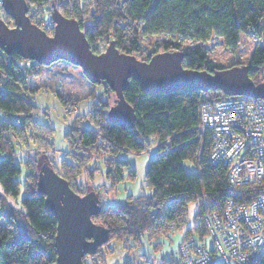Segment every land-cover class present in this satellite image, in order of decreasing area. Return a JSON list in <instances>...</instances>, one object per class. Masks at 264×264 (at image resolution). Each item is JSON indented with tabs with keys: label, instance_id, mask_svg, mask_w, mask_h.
<instances>
[{
	"label": "trees",
	"instance_id": "trees-1",
	"mask_svg": "<svg viewBox=\"0 0 264 264\" xmlns=\"http://www.w3.org/2000/svg\"><path fill=\"white\" fill-rule=\"evenodd\" d=\"M26 1L38 7L48 2ZM58 1L56 5L53 0L52 8H58L63 16L78 22L95 53L113 42L120 52L139 58L136 53L140 35L167 33L194 44L182 49L178 41L162 40L160 49L139 59H148L160 51H179L183 54V66L214 71L227 66L208 57L204 44L210 36H220L223 45L234 51L240 35L247 34L254 41L248 74L254 79L264 69V0ZM2 19L10 26L13 24L6 14ZM101 38L107 41L102 44ZM43 65L9 54L0 47V264H52L56 255L53 245L56 220L46 210L44 195L38 191L40 165L31 155L20 153L18 143L28 146L30 139L38 144L40 151L49 152L54 148L52 140H44L34 133L44 126L52 137L55 129L47 121L34 117L36 107L28 91L23 92L27 81L39 75ZM99 83L103 84L105 98L87 114H76L67 122L63 136L68 150L59 169L43 162L64 177L74 191L83 194L88 191L86 185L79 184L75 178L86 171L91 184L93 171L98 168H87L92 160L103 163L104 176L113 186L124 173L130 177L135 175L134 168L122 157L124 152L138 154L155 148L157 154L148 161L145 170L150 194L128 195L123 202L108 204L92 189L98 195L100 209L91 219L106 229L107 240L85 254L83 264H105V253L113 251L111 242L115 240L132 250L144 238L154 252H159L160 240L166 244L171 234L179 231L176 251L180 240L189 237L210 249L212 246L205 243L209 237L205 216L221 215L226 200L237 204L251 202L262 191L263 184L234 186L227 179L226 168L210 161L211 139L209 131L199 127V106L204 100L233 97L251 101L254 98L226 95L218 89L145 92L131 79L123 90V97L134 108L135 122L132 126H122L108 119L107 111L115 95L105 82ZM87 120L92 123L91 128L82 125ZM184 159L196 164L197 170L184 169ZM20 173L21 179H17ZM192 201H198V210L194 222L185 226L187 205ZM140 257L145 264H151L141 252ZM177 257L161 256L159 264H180ZM123 264H134V261L126 259ZM212 264L226 263L217 260ZM249 264H264V254Z\"/></svg>",
	"mask_w": 264,
	"mask_h": 264
},
{
	"label": "water",
	"instance_id": "water-1",
	"mask_svg": "<svg viewBox=\"0 0 264 264\" xmlns=\"http://www.w3.org/2000/svg\"><path fill=\"white\" fill-rule=\"evenodd\" d=\"M13 24L0 18V47L9 54L41 64L66 60L78 66L91 83L105 82L114 92V103L107 111L108 119L122 126L135 122L134 108L124 99L123 90L131 79L145 92L221 90L226 95L264 99V76L254 81L248 74L249 64L230 65L208 71L183 66L179 51H160L148 59L120 52L110 42L95 53L74 18L63 16L52 8L51 33L32 23L26 0H1ZM38 191L44 195L45 208L56 220L52 264H83V256L107 240L106 229L92 221L100 205L98 195L89 190L74 191L67 180L46 162L37 172Z\"/></svg>",
	"mask_w": 264,
	"mask_h": 264
},
{
	"label": "rangeland",
	"instance_id": "rangeland-1",
	"mask_svg": "<svg viewBox=\"0 0 264 264\" xmlns=\"http://www.w3.org/2000/svg\"><path fill=\"white\" fill-rule=\"evenodd\" d=\"M54 1L56 5L59 2L58 0ZM52 2L53 0H48V2L41 6L39 5L38 8H47L51 12ZM136 28L139 29V26H136ZM101 39L102 44L107 41V38ZM162 40L178 41L182 49L188 48L194 44L193 41L178 38L173 34L162 33L152 36L140 35L136 55L139 56V58H145L154 50L160 49L158 45ZM204 45L207 48V55L212 61L229 66L236 62L248 64L254 41L249 35L241 34L238 47L236 50L230 51L223 45L220 36L212 34ZM263 70V68L259 70L253 79L254 81L261 80L264 73ZM26 87V89H23V92L25 90L28 91L31 103L36 107L37 112L34 117L39 121H47L55 129L52 137L48 136V129L44 126L36 129L34 133L40 138L44 137V140H52L54 148L49 152L40 151L38 144L35 142L33 143L29 139L28 146H25L21 141L18 142L21 147L20 153L31 155L32 158L34 157L38 161L39 165H41L43 161H47L50 165H54V167L59 169L60 161L65 157V152L68 150V143L63 136V133L66 131L67 122L74 118L76 114H87L100 103V99L105 98L103 84L91 83L86 79L78 66L66 60L59 59L52 63L44 64L41 73L30 78L27 81ZM40 107L46 109V113L39 111ZM65 111H67L66 116ZM82 125L89 128L93 126L89 120L84 121ZM155 154H157L155 148L138 154L128 151L124 152L122 157L129 162L130 167L134 168L135 175L130 177L127 173H124L122 179L115 182L113 186H110V183L106 180L104 176L105 169L100 160H92L87 166L88 169L94 166L98 167L93 171L91 184L89 183L90 180L86 178V171H82L75 179L79 184L86 185V190H97L103 203L113 204L123 202L128 195L132 197L141 194L148 195L151 193V190L145 182V170L148 161ZM182 166L187 171L197 170V165L188 159L182 160ZM21 176L22 173L16 176V178L21 179ZM197 210L198 201H192L187 205L185 226H189L194 222V216ZM183 229L184 227L181 230ZM175 233L176 232H173L171 236H175ZM160 241L162 246L160 245L158 248L157 251L160 250L159 252H154L151 245L148 244L144 238L141 239L140 245L136 250L138 253H143L147 258H151L149 259L151 264H159L161 256H172L173 258L178 256L174 240L172 242V248L174 250L169 248L168 242L165 241V243H167L165 245L163 239ZM111 243L114 249L112 252L105 253V264H123L126 259H131L135 248L128 250L123 246L122 242L116 240ZM205 243L209 247L212 246V239L210 236L206 237Z\"/></svg>",
	"mask_w": 264,
	"mask_h": 264
},
{
	"label": "built area",
	"instance_id": "built-area-1",
	"mask_svg": "<svg viewBox=\"0 0 264 264\" xmlns=\"http://www.w3.org/2000/svg\"><path fill=\"white\" fill-rule=\"evenodd\" d=\"M50 14L47 8L27 3L30 21L49 33L54 28ZM4 16L0 0V18ZM45 110L39 108L43 113ZM198 118L199 127L210 134L209 159L226 168L228 181L234 186L262 183L263 187L249 203L226 200L221 215L207 214L204 220L212 247L207 248L194 237L180 240L176 251L180 264H212L217 260L249 264L264 254V99L204 100ZM131 258L134 264H145L136 249Z\"/></svg>",
	"mask_w": 264,
	"mask_h": 264
},
{
	"label": "crops",
	"instance_id": "crops-1",
	"mask_svg": "<svg viewBox=\"0 0 264 264\" xmlns=\"http://www.w3.org/2000/svg\"><path fill=\"white\" fill-rule=\"evenodd\" d=\"M179 234H180V231L179 232H176L175 233V236H173L174 237V239H173V237L171 236V238L170 239H168L169 241H168V246H169V248L171 249V250H174L172 247V242H173V240H174V242H175V245L177 244V242H178V240H179ZM170 243V244H169ZM167 244V243H166ZM165 244V245H166ZM147 258V257H146ZM147 259H151V258H147Z\"/></svg>",
	"mask_w": 264,
	"mask_h": 264
}]
</instances>
